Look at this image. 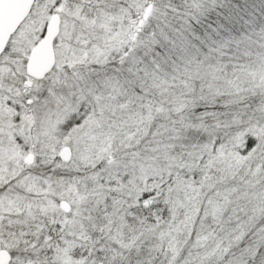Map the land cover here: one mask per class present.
Listing matches in <instances>:
<instances>
[{
	"label": "snow or ice",
	"instance_id": "1",
	"mask_svg": "<svg viewBox=\"0 0 264 264\" xmlns=\"http://www.w3.org/2000/svg\"><path fill=\"white\" fill-rule=\"evenodd\" d=\"M0 264H264V0H0Z\"/></svg>",
	"mask_w": 264,
	"mask_h": 264
}]
</instances>
